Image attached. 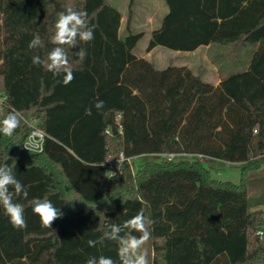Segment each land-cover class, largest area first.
Wrapping results in <instances>:
<instances>
[{
    "label": "trees",
    "instance_id": "obj_1",
    "mask_svg": "<svg viewBox=\"0 0 264 264\" xmlns=\"http://www.w3.org/2000/svg\"><path fill=\"white\" fill-rule=\"evenodd\" d=\"M161 1L169 12L152 32L148 53L157 47H257L248 69L223 79L216 92L187 67L158 70L138 59L144 35L121 38L123 17L109 0H0V94L6 99L0 119L10 110L23 117L13 137L0 134V164L12 167L29 192L17 199L26 228H13L0 207V264H85L101 255L119 264L115 242L89 247L87 241L141 210L154 221L144 246L153 255L150 264H264V237L258 235L264 212L250 210L248 178L264 169V0ZM68 6L86 11L95 29L93 41L78 45L87 51L83 63L73 54L78 48L69 50L75 78L65 86L57 82L62 76L33 65L32 56L43 58L54 47L49 37ZM35 34L43 47L32 50ZM135 89L154 94L147 104H163L149 112L159 115L155 138L150 124L136 134L129 130ZM209 96V104H196ZM97 99L104 109L85 115ZM118 115L123 134H107L117 129ZM28 122L47 135L40 154L22 149ZM121 153L163 157L136 174L126 161L122 174L110 176L108 161ZM197 156L243 163L241 182L216 180ZM34 198L60 207L63 216L51 228L33 213Z\"/></svg>",
    "mask_w": 264,
    "mask_h": 264
},
{
    "label": "clouds",
    "instance_id": "obj_2",
    "mask_svg": "<svg viewBox=\"0 0 264 264\" xmlns=\"http://www.w3.org/2000/svg\"><path fill=\"white\" fill-rule=\"evenodd\" d=\"M94 25L87 20V12L68 6L64 11L57 14L54 23V32L49 37L50 43L54 46L45 57L40 55L32 56V63L35 66L43 67L53 77H63L65 86L75 77L72 64L69 59V50L78 48L74 55L78 62L83 63L87 57L86 49L78 47L83 43L94 40ZM29 49L35 50L43 47L39 34H35L28 44ZM93 107L99 113L105 107L103 100L97 99L92 107L85 109V115L93 114ZM23 117L19 111L10 110L0 119V134L5 137H13L20 127ZM29 196L28 189L17 179L13 168L0 164V207L9 218L13 228L24 229L27 222L24 217V206L17 202V199ZM32 211L40 218L42 227L51 228L54 221L63 216L60 207L57 208L47 198H34L32 200ZM154 223L145 216L143 210L125 221L123 224H107L102 234L95 240L89 239V247L103 245L105 241L115 242L117 245V257L119 264H150L148 253L144 250L145 244L151 239L150 226ZM138 234V235H137ZM85 264H117V261L107 256H90Z\"/></svg>",
    "mask_w": 264,
    "mask_h": 264
},
{
    "label": "rangeland",
    "instance_id": "obj_3",
    "mask_svg": "<svg viewBox=\"0 0 264 264\" xmlns=\"http://www.w3.org/2000/svg\"><path fill=\"white\" fill-rule=\"evenodd\" d=\"M109 2L122 14V37H126L128 32H132L135 34L142 33L144 35L143 39L138 43V47L135 50V55L139 59L141 56L147 53L146 49L151 40L152 32L160 27L164 17L169 12L168 7L166 6L165 2L160 0H133L131 10V0H109ZM233 47L235 48L236 46H223L215 44L210 48L201 49L196 53L176 52L161 47L158 48V51L153 53V60L150 61L151 63H153L154 67L159 70H162L169 66H185L190 67L191 70L196 73L208 74V76H210L211 78L212 76L217 75H219L220 77H224L226 74H228L226 70L227 62L233 61L236 58H234V56H236L235 54L237 51H234ZM251 50V48L244 49L245 59L249 57V53L251 52ZM231 52H233L234 55H229ZM159 60H163L164 62L159 63ZM133 86L134 85H130V90H133ZM138 90L139 89H135L133 92V96L137 98L138 104H131L135 115L133 116L131 129L129 130L130 132L132 131L134 134H136L139 130L148 127L150 124V128L152 126L151 130L154 132V136L152 138H155V134L158 135L157 128L159 127V124L156 125V123L159 115L149 117V112L153 110H162L163 104H147L148 100L151 99L150 97L154 94H151L150 96H143L141 94L143 92ZM135 91L137 92L135 93ZM151 120L152 122H150ZM212 124L213 122L210 123V125ZM212 137L214 139V136ZM217 139H223L222 135H219L218 133ZM223 152V156L224 154H227L225 151ZM162 157L163 156L157 154L141 155L138 157L130 158L128 164L133 174H136L146 164L151 162H158L162 159ZM168 158L179 160L189 157L169 156ZM197 158L200 159L203 162L204 166L211 171L213 177L216 180L222 182H232L236 185L241 182L243 163H229L227 161L213 159L206 156H197ZM248 178L250 210L251 212L258 210L264 212V169L251 172ZM261 231L264 233V228H262ZM148 256L151 258L153 257V255H150V253H148Z\"/></svg>",
    "mask_w": 264,
    "mask_h": 264
},
{
    "label": "built area",
    "instance_id": "obj_4",
    "mask_svg": "<svg viewBox=\"0 0 264 264\" xmlns=\"http://www.w3.org/2000/svg\"><path fill=\"white\" fill-rule=\"evenodd\" d=\"M5 101H6L5 97H3L0 94V112L5 108ZM121 121H122V115H118L116 117V121H115L117 129L116 128H108L106 130V133L111 135V134H113V131L116 130L117 134H123V126L121 124ZM28 125L31 129V132L28 135V137L26 138V140L24 141L22 149L26 153L40 154L44 150L47 135L44 131H42L41 129H39L37 127V124L35 122H28ZM172 157H174V156H172ZM126 161H129V159H127L125 157V155L123 153H121L118 158L114 159L112 162H110L108 164L109 175L110 176H116V175L122 174L124 164ZM258 235L261 238L264 237L263 232H259Z\"/></svg>",
    "mask_w": 264,
    "mask_h": 264
},
{
    "label": "crops",
    "instance_id": "obj_5",
    "mask_svg": "<svg viewBox=\"0 0 264 264\" xmlns=\"http://www.w3.org/2000/svg\"><path fill=\"white\" fill-rule=\"evenodd\" d=\"M161 1V0H160ZM166 13H167V11H166ZM121 26H122V23H121ZM158 29V28H157ZM156 30V29H155ZM152 32V31H151ZM150 34V33H149ZM120 37L121 38H125V37H122L121 36V27H120ZM213 45H210V46H207V47H201V48H199L197 51H195V52H193V53H196V52H198V51H200L201 49H207V48H210V47H212ZM236 47L234 48L233 47V49H234V51L236 50L237 52H236V56H234V58H235V60H233V61H230V62H227V68H226V70H227V72H228V74H226L224 77H220L219 75H217V76H212V78L210 77V76H208V74H203V73H196V72H194L193 70V73L195 74V75H200V76H202V78H203V80L205 81V82H207V83H210V84H213L214 85V87H215V89H216V92L218 91V89H219V87H220V84H221V82H222V80L223 79H225V78H227V77H229V76H231V75H234V74H238V73H241V72H244V71H246L247 69H248V67H249V64H250V61H251V58H252V54L254 53V51H256L257 50V47H253V46H242V45H235ZM137 47H138V45H137ZM158 48H161V47H157V48H155L154 50H152L150 53H146L145 55H143V56H141L139 59H145V60H147V61H149L150 63H151V61L150 60H153V53L154 52H156V51H158ZM252 49L251 50V52L249 53V57L247 58V59H245V56H244V49ZM136 50V49H135ZM147 50V49H146ZM231 54H233L234 55V53L233 52H231L229 55H231ZM159 63L161 62H164L163 60H159L158 61ZM151 64H153V63H151ZM181 67H185V66H181ZM167 68V67H166ZM187 68H189L190 70H191V68L190 67H187ZM157 69V68H156ZM165 69V68H164ZM159 70V69H158ZM163 70V69H162ZM137 91H135V93H136ZM213 96H209V97H203V98H199L198 100H197V103L196 104H209L210 103V99L212 98ZM113 161V159H111V160H109L108 161V164L110 163V162H112Z\"/></svg>",
    "mask_w": 264,
    "mask_h": 264
},
{
    "label": "water",
    "instance_id": "obj_6",
    "mask_svg": "<svg viewBox=\"0 0 264 264\" xmlns=\"http://www.w3.org/2000/svg\"><path fill=\"white\" fill-rule=\"evenodd\" d=\"M113 134H114V135H117V131H116V130H114V131H113Z\"/></svg>",
    "mask_w": 264,
    "mask_h": 264
}]
</instances>
